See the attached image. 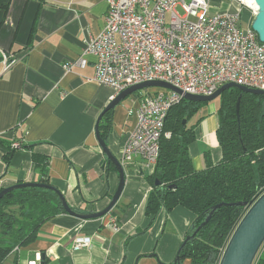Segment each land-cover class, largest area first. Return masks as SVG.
Segmentation results:
<instances>
[{
    "label": "crops",
    "instance_id": "1",
    "mask_svg": "<svg viewBox=\"0 0 264 264\" xmlns=\"http://www.w3.org/2000/svg\"><path fill=\"white\" fill-rule=\"evenodd\" d=\"M208 1L209 14L240 12L243 26L251 27L256 15L251 7L237 0ZM108 8V0H0V187L40 180L34 151L49 157L51 182L72 208L96 212L110 203L120 178L117 169L107 170L103 164L95 128L113 89L92 79V55L84 68L67 72L63 67L82 54L90 37L100 34ZM3 53L15 60L7 70ZM137 105L138 97L130 95L113 111L107 145L118 159L136 125ZM218 107L204 106L190 121L208 118L196 125L197 138L189 149L197 170L206 166V152L213 163L222 158ZM211 114L217 116L215 126ZM15 140L23 147L7 157L5 145ZM152 171L136 161L128 167L121 196L107 215L81 219L60 214L5 264H41L38 254L45 255L46 264H176L196 216L177 206L169 213L162 210L149 226L145 206L151 184L146 175ZM85 236L92 237L91 246L73 250L75 239Z\"/></svg>",
    "mask_w": 264,
    "mask_h": 264
},
{
    "label": "built area",
    "instance_id": "2",
    "mask_svg": "<svg viewBox=\"0 0 264 264\" xmlns=\"http://www.w3.org/2000/svg\"><path fill=\"white\" fill-rule=\"evenodd\" d=\"M237 1L257 13L248 0ZM108 6L103 30L86 41L77 59L63 65L65 71L86 67L87 56H94L92 79L113 89L111 100L133 85L154 80L182 91H138L136 125L120 157L124 169L138 160L154 169L161 138L170 136L164 131L168 112L185 93L207 96L230 82L264 90V42L243 26L240 12L209 14L208 0H108ZM14 62L3 53L5 70ZM13 147L21 149L22 142L15 141ZM111 221L118 229L117 219ZM91 244L92 237H77L73 250ZM37 258L42 261L40 254Z\"/></svg>",
    "mask_w": 264,
    "mask_h": 264
},
{
    "label": "trees",
    "instance_id": "3",
    "mask_svg": "<svg viewBox=\"0 0 264 264\" xmlns=\"http://www.w3.org/2000/svg\"><path fill=\"white\" fill-rule=\"evenodd\" d=\"M219 99L216 134L222 151L220 161L213 163L211 155L206 152V166L195 169L189 149L197 138L196 125L201 119L195 124L190 121L209 102L182 99L168 112L164 131L170 136L163 134L157 164L146 175L151 184L145 206V214L151 218L149 226L162 210L169 213L177 206L189 209L196 216L186 235L190 238L179 249L181 264H219L247 207L221 206L206 224L198 227L213 206L249 203L264 191V94L247 93L232 87ZM113 111H108L100 122L101 136L106 142ZM15 141L5 145L7 157L17 150L13 147ZM33 160L41 172L37 182L53 185L48 169L49 157L33 151ZM103 164L107 170H116L114 163L106 158ZM156 180L160 183L156 184ZM2 189L0 187V191ZM75 210L88 212L86 207ZM60 214H66V211L57 193L51 189L27 186L7 192L0 199V264H5L17 247L20 249L35 242L42 225ZM46 262L44 259L43 264ZM255 264H264V246Z\"/></svg>",
    "mask_w": 264,
    "mask_h": 264
},
{
    "label": "water",
    "instance_id": "4",
    "mask_svg": "<svg viewBox=\"0 0 264 264\" xmlns=\"http://www.w3.org/2000/svg\"><path fill=\"white\" fill-rule=\"evenodd\" d=\"M254 3L257 8V13L255 15V18L252 22L251 28L258 34L259 40L261 42H264V0H254ZM149 87H162V88H168L172 89L178 93H182L181 90L178 88L172 86L171 84L165 82V81H148L143 82L140 84L133 85L121 93H119L113 100L109 102V104L105 107V109L101 112V114L98 117L97 124H96V135L98 142L105 154V158L114 163L115 168L117 169L119 173V184L118 187L110 201V203L102 210L96 211V212H87V213H81L76 211L74 208H72L69 203L67 202L65 195L55 186L53 185H47L41 182H21L6 188H3L0 191V199L7 193L12 190L27 187V186H39V187H46L48 189H51L57 193L59 196L61 203L64 207V210L66 213L70 215H74L81 219H94V218H101L105 215H107L116 205L118 202L121 193L124 189L125 181H126V174L124 171V168L120 162V159H118L112 151L109 149L107 142L105 139L101 136L100 131V122L103 118V116L110 110H114L115 107L120 104L124 99L132 95L133 93L149 88ZM236 87L242 90L243 92L252 93V94H264V90L257 89V88H251L243 85L236 84L234 82L226 83L222 87H220L216 92H214L211 95H195V94H184V99L191 100L195 102H210L220 97V95L227 89ZM240 102L241 97L238 98L236 110L239 114L240 109ZM186 122V120H185ZM160 182L156 180V184H159ZM172 187V186H171ZM224 205H241L246 206L247 210L241 220L239 221L238 225L234 229L226 248L222 254V257L220 259L219 264H255V261L257 259L258 254L260 253L262 247L264 246V191L259 194L255 199H253L251 202H239V203H220L212 207L209 215L205 219V221L198 227V229L206 224L212 217L214 211L217 208H220ZM190 238V235H188L185 240L183 241V244ZM179 254V253H178ZM45 255H42V263ZM176 264H181L179 255L176 257Z\"/></svg>",
    "mask_w": 264,
    "mask_h": 264
},
{
    "label": "rangeland",
    "instance_id": "5",
    "mask_svg": "<svg viewBox=\"0 0 264 264\" xmlns=\"http://www.w3.org/2000/svg\"><path fill=\"white\" fill-rule=\"evenodd\" d=\"M243 6H244V5H243ZM178 11H179L180 14L183 13V11H182V9H181L180 7L178 8ZM241 22H242V21H241ZM137 93H138V91L135 92V93H133L132 95H133V96H134V95H137ZM219 101H220V99L217 98V99H215V100L209 102L208 105H210L211 110H212V107H213L214 105H218V106H219ZM211 115H212V116H211ZM211 115H210V116H211V119H212L213 126H215V125H216V117H217V116H216V114H211ZM207 119H208V118L201 119L200 124H201V123H205V121H207ZM194 121H195V119H194ZM201 145H203V144L200 143V146H201ZM203 146H204V145H203ZM127 170H128V168H125V170H124L126 175H128ZM7 263H8V264H11V260H8Z\"/></svg>",
    "mask_w": 264,
    "mask_h": 264
},
{
    "label": "bare ground",
    "instance_id": "6",
    "mask_svg": "<svg viewBox=\"0 0 264 264\" xmlns=\"http://www.w3.org/2000/svg\"><path fill=\"white\" fill-rule=\"evenodd\" d=\"M248 2L251 3L253 6H256L254 0H248Z\"/></svg>",
    "mask_w": 264,
    "mask_h": 264
}]
</instances>
